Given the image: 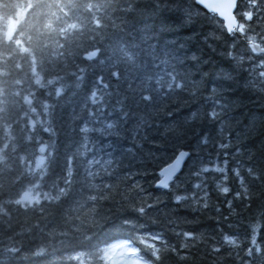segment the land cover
I'll return each mask as SVG.
<instances>
[{"label": "trees", "instance_id": "1", "mask_svg": "<svg viewBox=\"0 0 264 264\" xmlns=\"http://www.w3.org/2000/svg\"><path fill=\"white\" fill-rule=\"evenodd\" d=\"M236 15L0 0V264H264V0Z\"/></svg>", "mask_w": 264, "mask_h": 264}, {"label": "water", "instance_id": "2", "mask_svg": "<svg viewBox=\"0 0 264 264\" xmlns=\"http://www.w3.org/2000/svg\"><path fill=\"white\" fill-rule=\"evenodd\" d=\"M196 2L223 20L228 33H240V23L236 15L238 0H196ZM248 46L253 52L264 54V46L259 42L249 40ZM189 157V151H180L170 163L163 167L161 178L156 186L161 189H169L171 183L183 171Z\"/></svg>", "mask_w": 264, "mask_h": 264}, {"label": "rangeland", "instance_id": "3", "mask_svg": "<svg viewBox=\"0 0 264 264\" xmlns=\"http://www.w3.org/2000/svg\"><path fill=\"white\" fill-rule=\"evenodd\" d=\"M107 255L114 264H147L137 256L135 248L129 242L113 245L107 250Z\"/></svg>", "mask_w": 264, "mask_h": 264}]
</instances>
